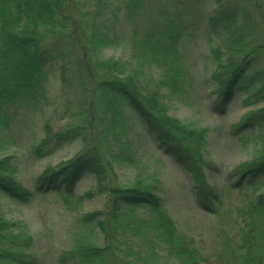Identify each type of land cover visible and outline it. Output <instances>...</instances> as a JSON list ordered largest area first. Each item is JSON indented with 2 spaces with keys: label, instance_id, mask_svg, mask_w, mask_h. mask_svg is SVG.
I'll use <instances>...</instances> for the list:
<instances>
[{
  "label": "trees",
  "instance_id": "obj_1",
  "mask_svg": "<svg viewBox=\"0 0 264 264\" xmlns=\"http://www.w3.org/2000/svg\"><path fill=\"white\" fill-rule=\"evenodd\" d=\"M80 1L0 0V126L9 124L15 107L39 108L46 101L51 53L43 41L50 33L61 35L69 45L71 63L79 68L83 110L75 126L57 135L67 140L79 137L84 147L55 167L44 169L36 177V186L70 193L82 174L89 172L107 196L104 210L85 213L81 220L84 226L95 221L104 233V244L79 239L65 258L76 264H158V248L163 245L165 254L181 264H199L205 257L194 239L177 228L160 195L140 177L133 184H118L114 165L137 163L126 131L128 108L190 173L198 205L216 212L221 199L206 178L204 165L209 163L199 150L206 129L170 116L164 101L185 90L188 69L181 42L198 29L200 6L195 0H119L124 20H137L146 8L144 17L150 21L143 36L135 32L129 37L130 57L119 62L97 59L98 51L114 42L112 29L118 15L90 18ZM212 1L215 5L205 17L215 63L212 108L223 114L236 93L243 94L244 105L264 101V0ZM102 2L106 0H95V6ZM109 6L96 7L94 12ZM146 78L153 79L152 86ZM254 126H264V104L233 124L231 132L240 136L242 130ZM261 144L257 155L232 169L234 185H253L264 176V135ZM8 160L0 159V197L27 201L31 191L8 171ZM137 207L146 208L147 216H139L134 210ZM99 214L104 216L95 220ZM246 216L247 227L238 244L244 249L242 264H264V191L249 203ZM30 242L27 226L7 219L0 205V264H33ZM122 250L134 258L124 256Z\"/></svg>",
  "mask_w": 264,
  "mask_h": 264
},
{
  "label": "rangeland",
  "instance_id": "obj_2",
  "mask_svg": "<svg viewBox=\"0 0 264 264\" xmlns=\"http://www.w3.org/2000/svg\"><path fill=\"white\" fill-rule=\"evenodd\" d=\"M195 1L201 10V13L198 12L201 16L199 27L181 42L188 69L186 87L180 96H172L164 101L168 107L167 114L193 128L206 129L204 144L199 150L202 158L209 163L204 165L206 178L221 199L217 202V210L213 213L198 205L190 173L176 161L171 152L159 145L152 133L128 108L126 131L135 150L137 163L116 164L114 174L120 185L133 184L138 177L151 185L160 195L177 228L194 239L200 255L205 257L199 264H242L244 249L238 246L240 235L247 227L245 222L249 203L264 191V176L256 179L253 185L242 182L236 186L235 174H231V171L259 153L264 126L244 129L240 136L231 132V126L252 109L264 104V101L244 105L243 94L236 93L225 113L214 111L212 100L216 82L211 78V73L215 63L210 53L212 37L206 32L205 17L215 4L212 0ZM80 6L81 9H88L90 18H101L108 13L118 15L115 18L116 26L112 29L115 32L114 42L98 51V60L123 62L129 59V37L135 32L138 37L143 36L149 29L150 21L144 17L146 8L137 20L129 22L121 17L119 0H106L98 6H95V0H81ZM101 6L109 7L102 12H94L96 7ZM43 42L51 53L46 101L39 108L31 109L23 105L15 107L9 124L0 126V159L8 157V171L31 194L23 202L1 194L0 205L7 219L22 221L27 226L31 236L28 251L35 258L33 264H76L65 258V253L79 239L104 244V233L95 221L84 226L81 220L85 213L104 210L107 196L106 192L98 189L96 177L89 172L82 174L70 193L61 188L45 191L36 186V177L44 169L55 167L84 147L79 137L67 140L57 135L75 126L78 113L83 110V92L78 86L79 68L71 63L69 45L61 35L50 33ZM75 49L78 50V47ZM64 71L66 77H63ZM146 80L147 85H153V79ZM111 180L114 182V178ZM134 210L139 216H147L146 208L137 207ZM103 216L99 214L95 220ZM162 246L158 248V264H181L167 256ZM121 253L134 258L127 250Z\"/></svg>",
  "mask_w": 264,
  "mask_h": 264
}]
</instances>
